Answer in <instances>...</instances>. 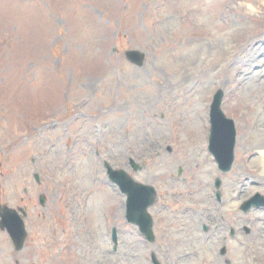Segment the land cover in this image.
Listing matches in <instances>:
<instances>
[{
	"label": "rangeland",
	"instance_id": "rangeland-1",
	"mask_svg": "<svg viewBox=\"0 0 264 264\" xmlns=\"http://www.w3.org/2000/svg\"><path fill=\"white\" fill-rule=\"evenodd\" d=\"M196 1L0 0V204L27 213L21 252L0 233V264H264V210L238 209L264 196V0L192 16ZM217 90L236 133L226 174L207 151ZM103 162L155 189L153 243Z\"/></svg>",
	"mask_w": 264,
	"mask_h": 264
},
{
	"label": "water",
	"instance_id": "water-1",
	"mask_svg": "<svg viewBox=\"0 0 264 264\" xmlns=\"http://www.w3.org/2000/svg\"><path fill=\"white\" fill-rule=\"evenodd\" d=\"M125 59L135 67H142L145 55L139 51H127ZM223 97L222 91H218L213 98L210 112V138L209 151L213 155L221 172L230 171L233 162V147L235 143V129L231 120L225 119L220 111V104ZM129 165L133 172H138L141 167L133 160H129ZM106 175L110 183L117 186L119 192L126 197L125 220L128 224L138 227L140 234L148 242H154L152 232V219L148 214V209L154 204L156 192L153 187L135 182L125 171L114 170L106 162L103 164ZM38 182V176L34 175ZM215 187H219V180H216ZM218 196V194H217ZM39 204L45 205V198L40 196ZM251 206L264 207V198L256 195L246 202L243 210H248ZM23 216H26L23 212ZM0 229L6 230L16 251L23 248L26 232L22 219L18 213L7 207H0ZM111 240L116 244V230L111 233ZM152 263L159 264L152 256Z\"/></svg>",
	"mask_w": 264,
	"mask_h": 264
},
{
	"label": "bare ground",
	"instance_id": "bare-ground-1",
	"mask_svg": "<svg viewBox=\"0 0 264 264\" xmlns=\"http://www.w3.org/2000/svg\"><path fill=\"white\" fill-rule=\"evenodd\" d=\"M202 2V0H197L195 3H190L187 5L186 9H188L192 13V16L200 13L205 14L207 11L204 9ZM239 103L244 107L243 102ZM255 161L258 162V166L262 171H264V141L260 143V146L257 149V158L255 159Z\"/></svg>",
	"mask_w": 264,
	"mask_h": 264
},
{
	"label": "flooded vegetation",
	"instance_id": "flooded-vegetation-1",
	"mask_svg": "<svg viewBox=\"0 0 264 264\" xmlns=\"http://www.w3.org/2000/svg\"><path fill=\"white\" fill-rule=\"evenodd\" d=\"M223 225H224V224H223ZM223 225H222V226H223ZM222 226L220 225V222H218L216 229H222ZM226 264H229V263L226 262Z\"/></svg>",
	"mask_w": 264,
	"mask_h": 264
}]
</instances>
